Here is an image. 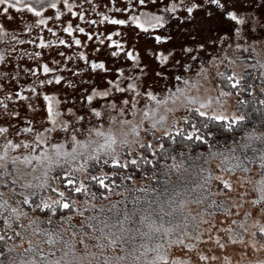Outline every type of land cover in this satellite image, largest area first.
Masks as SVG:
<instances>
[{"label":"rangeland","instance_id":"rangeland-1","mask_svg":"<svg viewBox=\"0 0 264 264\" xmlns=\"http://www.w3.org/2000/svg\"><path fill=\"white\" fill-rule=\"evenodd\" d=\"M28 1L31 2L23 0ZM71 2L78 5L73 11L84 12V22L78 17L69 20L66 15L59 20L52 19L48 15V10H45L43 18L47 25L41 27L39 35L46 42L53 38L68 41L65 45H53L51 49L48 47L42 49L39 45L34 27V21L38 19L35 14L24 8L18 11L9 8L8 15L11 19L5 20L3 13H0V21L4 23V29L0 31V54L5 57L4 60H0L1 170L11 163L18 172L25 174L31 162L33 164L43 160L59 161L62 157H71L83 152L84 149L86 151L87 147L106 145L110 137L115 139L111 148L120 142L130 145L134 139L144 142L150 135L159 136L161 133H168L172 128L183 126L187 113L193 109L215 117L226 116L234 120L233 118L238 116L235 109L237 96L222 87L217 75L220 72H234L236 75L244 74L249 80V75H253V71L264 73V35L256 26L255 35L245 28L243 37H233L226 45L218 44L215 55H219L221 59H214L210 70L205 71L200 78H194L196 84L190 89L189 94L202 102L203 107L201 103H190L183 95L173 99L168 93L162 92L157 93L159 96L157 99L155 96L147 97L140 92L127 104L120 102L105 104L101 111L102 120L98 121L89 114L87 111L89 104L82 97L90 94L93 87L98 90L109 87L107 81L119 77V73L114 71L115 68H125V76L128 75V67L135 65L136 62L125 58L126 51L133 52L139 58L138 76L146 71L150 74V70L159 64V52L166 47L165 43L155 41V36L150 33L168 34L173 29L161 27L145 31L135 25L114 26L111 21L104 22L103 15L127 18L128 13L121 9L128 0H71ZM169 2L170 0H155V3L150 2L142 7L160 14L163 12V6ZM131 3L135 5L137 0H131ZM251 18L249 16V19ZM92 20H97L98 24H92ZM64 21L74 26L73 33L63 32L62 28L66 26ZM22 25L32 29L31 34L21 30ZM81 26L93 33L92 39L86 38L78 31ZM220 27L224 29L221 41L225 36L232 35L228 23ZM12 29H15V33ZM48 29H55V36ZM110 29L114 31H109ZM4 32H7V36H4ZM13 34L18 37L15 41L11 39ZM109 36L120 41L119 46L112 45ZM73 37L81 39L82 44L76 46ZM98 39L100 43L97 42ZM32 40H36V43H31ZM235 44H238V47H235ZM120 48L125 51L120 52L119 56L111 54ZM57 49L64 52L65 57L72 55L73 59L70 61L62 59L57 55ZM38 51L44 53L40 58L35 57ZM81 51L88 57L89 62L93 60L105 62L107 71L89 69L83 58H76ZM153 52L156 54L155 57ZM54 60H60L61 64H56ZM44 62L49 63L50 68L55 71L44 74L42 70ZM63 63H67L69 69L82 67V74H77L74 70H64ZM145 65L147 69L144 68ZM29 68H39L40 71L25 78ZM261 72L257 75L256 93L257 87L264 83ZM53 75H60L64 79L59 83L37 85L35 92L29 90L30 82L52 79ZM240 78L244 80L243 76ZM255 82L256 79L253 83ZM70 85H75V88ZM154 87H162V83L157 80ZM169 87L171 88V85ZM261 87L264 88V85ZM44 94L53 95L60 100L59 108L65 110L64 116L56 112L55 105L52 114L48 116ZM24 96L29 99H24ZM66 96L73 101L72 104L68 103ZM33 97L35 99H32ZM98 102L94 99L91 102L92 106ZM30 103L33 106L31 109L27 107ZM68 107L74 109L71 116L66 114ZM6 108L10 112L9 115H5ZM12 109H16L19 115L12 112ZM77 113L82 114L84 119L81 120ZM229 168L234 170L231 171ZM213 170L215 174L211 188L215 196L212 199L219 200L221 204L218 205L217 202L214 204L215 201L211 198L205 199L203 203L209 204L208 209L205 210L204 207L205 213L186 206L188 221L179 222V226L172 230L176 235L185 234L186 240L181 243L154 244L149 246L147 251L136 255V258H124L119 263L96 262L91 257L81 261L80 258L75 260L69 256L66 259L67 264H264V177L260 174L261 169L254 167L243 173L245 171L242 165L235 167L229 164L228 167L217 162ZM15 257L18 259H14ZM27 259L28 257L20 253L14 255L13 251L10 264H19L18 261L27 263Z\"/></svg>","mask_w":264,"mask_h":264},{"label":"trees","instance_id":"trees-1","mask_svg":"<svg viewBox=\"0 0 264 264\" xmlns=\"http://www.w3.org/2000/svg\"><path fill=\"white\" fill-rule=\"evenodd\" d=\"M253 72L249 80L244 74L236 75L244 77L242 83L246 87L242 88L229 87L230 82L219 77L222 87L237 96L235 109L243 121L228 119L222 123L214 115L195 109L187 113L179 129L191 131V126L196 125L205 137L204 142L189 140L172 128L166 134L150 135L144 142L134 139L130 145L120 142L111 149L94 145L59 161L31 162L25 174L11 163L0 169V236L4 237L0 240V264H10L13 251L14 255L28 257L27 263L17 260L19 264H67L69 256L81 261L91 257L96 262L119 263L124 258H136L154 244L186 240L185 234L176 235L172 230L179 222L188 221L186 206L202 212L209 208L203 201L215 196L211 188L215 163L242 165L243 173L257 167L264 177V88L261 87L264 83L257 87L256 93L257 75L261 71ZM205 124L208 127H203ZM170 137H175V141L170 143ZM158 139L166 145L164 151L157 148L155 160L149 156L150 163L132 167L131 158L147 156L151 150L143 146L149 141L155 145ZM115 160L128 162L130 166L113 169L111 162ZM65 171L78 179L81 187L87 182L91 190L73 193L72 208L60 207L56 216H45L43 209L41 212L36 209L57 208L64 199L57 190L71 191L63 182ZM111 171L122 177L127 173L134 179L120 194L108 192L104 198L88 178L93 174L110 175ZM140 187L152 190L151 199L146 197L139 205H130L128 219L121 221L115 208L99 214L100 209L125 200L133 188ZM33 200L36 203L29 207Z\"/></svg>","mask_w":264,"mask_h":264},{"label":"snow or ice","instance_id":"snow-or-ice-1","mask_svg":"<svg viewBox=\"0 0 264 264\" xmlns=\"http://www.w3.org/2000/svg\"><path fill=\"white\" fill-rule=\"evenodd\" d=\"M155 3V0H137V3L133 5L131 0H128V3L125 4L121 11L128 13L127 18H115L110 15H103V20L105 23L111 21V24L114 26H138L139 29L148 31L152 29H157L161 27H169L173 29L171 33L157 35L155 33H150L155 36V41L162 42L166 44V47L159 52L158 60L159 64L150 70V74L146 71L141 73L139 76L137 72L139 71L140 64L139 58L133 54L131 51L125 52V58H130L133 60L135 65H130L128 67V75L125 76V68L118 67L114 71L119 73V77L112 80L109 79L107 84L109 87L98 90L93 87L90 94L83 96V99L89 104L87 111L89 114L97 119L98 121L102 120L101 111L103 106L108 103L120 102L122 104H127L130 99L136 97L143 92L147 97H157V93H168L173 99L178 96H186L190 103H203L191 96L190 89L196 84L194 78H200L205 71L210 70L213 65L212 61L220 60L219 55H215V50L218 44H228L229 41L233 40V37H243V32L246 28L248 32L254 31V26H256L260 33L264 35V0H170L169 3H166L163 6V12L157 14L156 12L150 11L145 7L148 3ZM78 5L71 0H31V2H23V0H0V13H3L5 20H10L11 17L8 15L9 8L13 10H19L21 8L26 9L28 12L35 14L38 18L34 21V27L37 31V39L40 47H48L51 49L53 45H65L68 41L59 38H53L50 41H45L42 36L39 35V31L42 26L47 25V21L43 18L45 10H48V15L52 19H61L63 15L68 16L69 20L72 17H78L81 22L85 21L84 12H75L73 11ZM99 7V5H97ZM249 16L252 18L249 19ZM227 18V19H226ZM236 22V23H233ZM92 24H98L97 20H92ZM228 23L230 25V31H232L231 36H225L224 40L221 41V36L224 34V29L220 25ZM66 26H63L62 30L65 33H73L74 26L68 21H64ZM4 23L0 21V31H3ZM21 30L29 32L31 34L32 29L26 28L23 25ZM53 36H55V29H48ZM15 33V29H12ZM78 31L81 34H84L86 38L92 39L93 33L86 31L85 27H79ZM109 31H114L110 29ZM238 34H240L238 36ZM4 36H7V32H4ZM13 41L17 40L18 37L13 34L11 37ZM74 44L80 46L82 44L81 39L73 37ZM112 45L119 46L120 41L111 39L109 36ZM170 41V43H169ZM35 44L36 40L30 41ZM100 43L101 41H97ZM238 47V44L234 45ZM71 47V45H69ZM95 47V45H94ZM98 51L99 49L96 48ZM123 48H120L119 51L111 53L112 55L119 56L120 52H124ZM51 53H49L50 55ZM44 55L42 51L35 53L36 58H40ZM57 55H59L64 60H72V55H67L65 57L64 52L57 49ZM155 52L153 56L155 57ZM77 59L83 58L84 62L87 64L89 69H99L107 71L105 62H96L95 60L89 62L88 57L83 51L79 52ZM5 57L0 54V60H4ZM56 64H61L60 60H54ZM9 63H12L9 61ZM62 67L66 71H75L77 74H82L83 68L80 66L75 67V69H69L67 63H63ZM147 69V65L144 66ZM15 70V69H13ZM42 70L44 74L54 72L53 68H50L49 63L44 62L42 64ZM230 70V69H229ZM40 69L29 68L25 73V78L34 76L35 73L39 72ZM178 73V74H177ZM217 77H225L229 83V87L232 88H242L246 87L242 83V78L236 76L234 72L231 75H226V73L220 72ZM19 79V76L17 77ZM64 77L60 75H53L52 79H38L34 83H29V90L35 92L36 86H43L45 84H52L53 82L59 83ZM157 80L162 83V87H154ZM175 81V83H173ZM179 84L180 86H177ZM171 85V88L169 87ZM75 88V85H70ZM139 88V91L137 89ZM128 93L129 95H125ZM7 96V94H6ZM111 97V99H107ZM24 99H29L27 96L23 97ZM32 99H35L33 97ZM43 99L47 102V112L50 116L53 112L54 105L56 112L59 115H65V110L59 108L60 100L49 94H44ZM68 100L69 104H72L73 101L70 100L67 96L65 98ZM97 99L99 102L92 106V101ZM167 102V98H165ZM27 107L31 109L32 104H28ZM12 112H15L16 115H19V112L16 109H12ZM74 112L73 107H68L66 109V114L71 116ZM9 111L6 108L5 115H9ZM81 120L84 119L82 114L77 113ZM216 119L220 122L228 121L226 116H218ZM243 121L242 116H237L233 118ZM30 122V121H29ZM203 127H208V125H203ZM176 133H179L181 136L187 135L189 140H196L199 142H204L205 137L200 135L199 129L196 125L191 126V131H182L177 128ZM211 133H209L210 135ZM157 140L156 144L153 145L151 141L143 146L148 150L147 156L141 155L139 158H131L132 167H140L142 164L150 163L149 156L152 160H155L157 157V152L155 149H159L160 152H163L166 145ZM175 141V137H170V143ZM114 137L106 142V145H101V147H107L111 149L114 145ZM143 148L141 151H143ZM130 158V157H129ZM163 158V157H161ZM67 162V161H65ZM113 169H127L130 165L128 162H122L120 160H115L111 162ZM39 179V178H38ZM92 181V185L100 190V195L104 198L107 197L108 192L113 194H120L125 190V185H130L133 176L125 173L122 177L119 172L111 171L110 175H90L88 178ZM63 182L67 183L71 191L57 190L58 195L64 197L62 205L57 208H52L49 206H43L42 208L38 207L36 210L41 212L43 209L45 216L51 215L56 216V213L59 211L60 207L65 209L72 208L71 197L73 193L83 194L86 189L91 190V185L85 182L84 187H81L78 179L71 176V173L65 171ZM102 189V190H101ZM150 190L148 187L133 188L125 200L116 201L113 204L109 205L108 209H100L99 214H103L105 211L111 212L114 208L117 209L120 220H126L129 218V206H137L142 203L145 198L151 199L149 193ZM36 202L33 200L29 203V207ZM71 205V207H70ZM122 207V211H120ZM2 223V219H0ZM47 224H50V220H46ZM4 237L0 236V240H3Z\"/></svg>","mask_w":264,"mask_h":264},{"label":"bare ground","instance_id":"bare-ground-1","mask_svg":"<svg viewBox=\"0 0 264 264\" xmlns=\"http://www.w3.org/2000/svg\"><path fill=\"white\" fill-rule=\"evenodd\" d=\"M225 164V163H224ZM229 167V166H228ZM224 168V167H223Z\"/></svg>","mask_w":264,"mask_h":264}]
</instances>
